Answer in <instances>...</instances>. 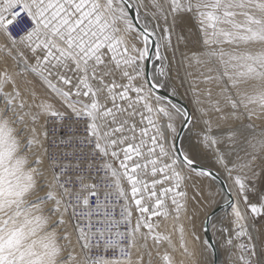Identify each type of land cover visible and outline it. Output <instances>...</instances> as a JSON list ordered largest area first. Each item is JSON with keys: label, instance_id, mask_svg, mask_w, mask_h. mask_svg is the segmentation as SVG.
<instances>
[{"label": "snow or ice", "instance_id": "1", "mask_svg": "<svg viewBox=\"0 0 264 264\" xmlns=\"http://www.w3.org/2000/svg\"><path fill=\"white\" fill-rule=\"evenodd\" d=\"M219 249L264 264V0H0V264Z\"/></svg>", "mask_w": 264, "mask_h": 264}, {"label": "bare ground", "instance_id": "2", "mask_svg": "<svg viewBox=\"0 0 264 264\" xmlns=\"http://www.w3.org/2000/svg\"><path fill=\"white\" fill-rule=\"evenodd\" d=\"M214 239H216V237H214ZM219 251L221 253L220 264H223V262L226 260V254L224 253L223 249H219Z\"/></svg>", "mask_w": 264, "mask_h": 264}, {"label": "water", "instance_id": "3", "mask_svg": "<svg viewBox=\"0 0 264 264\" xmlns=\"http://www.w3.org/2000/svg\"><path fill=\"white\" fill-rule=\"evenodd\" d=\"M212 239H214V237H212ZM215 240V239H214ZM217 260H218V264H220V260H221V253L220 251H218V257H217Z\"/></svg>", "mask_w": 264, "mask_h": 264}]
</instances>
